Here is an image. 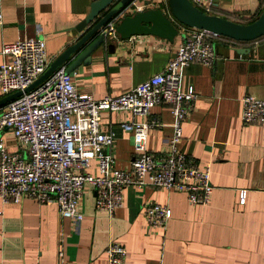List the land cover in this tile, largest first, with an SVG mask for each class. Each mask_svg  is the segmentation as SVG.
I'll list each match as a JSON object with an SVG mask.
<instances>
[{"label":"crops","instance_id":"obj_1","mask_svg":"<svg viewBox=\"0 0 264 264\" xmlns=\"http://www.w3.org/2000/svg\"><path fill=\"white\" fill-rule=\"evenodd\" d=\"M93 1L0 0V64L5 60L4 43L29 38L46 40L51 64L82 37L77 26L90 13ZM136 2L171 15L169 0ZM263 10L264 0H214L209 14L249 23ZM135 12L134 5L125 16ZM174 24L180 30L174 42L136 35L114 39L113 51L108 44L97 48L88 62L70 73L77 90L96 98L115 96L162 72L184 37L183 25L176 20ZM215 45L212 65L193 62L183 69L182 88L192 87L197 97L179 143L200 168L210 166L214 186L210 203L193 205L185 192L130 185L124 189L123 205L110 216L96 209V192L89 186L81 201L84 219L76 225L60 215L54 202L0 200V264H60V250L63 264H109L107 248L112 240L126 248L123 264H264V124L242 120L244 96L264 99V39L244 46L221 39ZM6 104H0V113ZM150 115L162 126L150 130L147 147L165 152L173 133L171 110L157 105ZM101 117L103 128L117 134L108 148L115 167L129 166L135 149L132 132L123 124L147 117H135L130 111H104ZM0 138L8 151H19L9 130H2ZM94 167L93 161L90 170ZM242 190L247 192L244 203ZM151 202L171 209L166 228H149L144 210Z\"/></svg>","mask_w":264,"mask_h":264},{"label":"built area","instance_id":"obj_2","mask_svg":"<svg viewBox=\"0 0 264 264\" xmlns=\"http://www.w3.org/2000/svg\"><path fill=\"white\" fill-rule=\"evenodd\" d=\"M191 2L209 13L214 0ZM134 5L138 11L147 6L132 0L107 22L103 32L108 38L119 40L116 25ZM182 28L184 37L176 55L162 72L122 94L103 98L79 92L65 66L26 91L50 65L46 40L29 38L4 43L0 95L18 91L22 94L8 101L0 113V132L9 130L19 146V151L10 152L0 138L1 202L18 203L25 198L39 203L54 202L60 215L76 225L84 219L81 201L87 185L96 192V209L110 216L123 205L124 189L130 185L181 191L193 205L209 204L214 190L210 166L200 168L194 158L179 148L183 123L197 97L192 87L183 90L182 75L183 69L193 62L205 65L215 62L218 35L196 27ZM157 105H167L173 117V133L167 139V150L161 153L147 147L150 130L162 126L158 118L150 115L151 108ZM242 105L244 123L264 124V99L246 95ZM104 111H130L135 117H147L144 121L134 119L123 124L132 132L135 149L127 167L116 168L115 157L108 151L117 134L111 128H103ZM93 161L95 167L90 170ZM246 193L241 191V203L245 202ZM144 211L150 229L166 228L172 216L169 206L159 202L147 204ZM107 253L109 264H123L127 251L112 240ZM59 257L63 264V250L59 251Z\"/></svg>","mask_w":264,"mask_h":264},{"label":"water","instance_id":"obj_3","mask_svg":"<svg viewBox=\"0 0 264 264\" xmlns=\"http://www.w3.org/2000/svg\"><path fill=\"white\" fill-rule=\"evenodd\" d=\"M131 1L120 0L101 16L115 0H94L90 13L77 26V29L83 33L82 37L61 53L26 91L40 85L66 63H68L66 71L72 74L75 67L83 61L88 62L93 51L100 46L108 44L110 50L113 51L116 48L115 42L106 36L103 29L107 22L124 10ZM169 6L171 15L160 8H147L124 16L116 25L120 39H129L136 35H153L174 42L175 37L180 33L174 20L185 26L204 29L209 33L238 41H253L264 36V10L253 22L240 23L206 13L195 6L191 0H169ZM241 51L245 52V48H242ZM21 94L22 91L9 94L0 99V104L13 100Z\"/></svg>","mask_w":264,"mask_h":264},{"label":"trees","instance_id":"obj_4","mask_svg":"<svg viewBox=\"0 0 264 264\" xmlns=\"http://www.w3.org/2000/svg\"><path fill=\"white\" fill-rule=\"evenodd\" d=\"M257 19V18H256ZM255 19V20H256ZM254 21V20H253ZM252 21V22H253ZM249 23H251V22H249ZM218 38H215V40H221V39H223V40H226L227 42H232V43H234L235 44V46H244V45H247V44H249V43H251V42H255V41H259V40H262V39H264V36H262V37H260V38H258V39H256V40H253V41H238V40H234V39H232V38H229V37H226V36H217Z\"/></svg>","mask_w":264,"mask_h":264},{"label":"rangeland","instance_id":"obj_5","mask_svg":"<svg viewBox=\"0 0 264 264\" xmlns=\"http://www.w3.org/2000/svg\"><path fill=\"white\" fill-rule=\"evenodd\" d=\"M89 186L91 187V185H87L86 188L89 187ZM86 188H85V190H86ZM92 190H93V189H92Z\"/></svg>","mask_w":264,"mask_h":264}]
</instances>
